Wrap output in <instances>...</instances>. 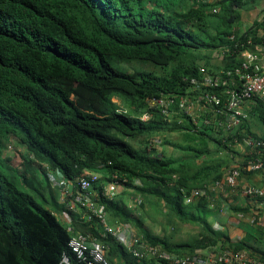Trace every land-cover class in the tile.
Instances as JSON below:
<instances>
[{
	"label": "trees",
	"instance_id": "16d2710c",
	"mask_svg": "<svg viewBox=\"0 0 264 264\" xmlns=\"http://www.w3.org/2000/svg\"><path fill=\"white\" fill-rule=\"evenodd\" d=\"M242 6L243 0H0V136L25 148L31 176H9L0 164V264H59L64 253L76 258L69 246L73 232L58 216L66 203L40 190L43 182L53 186L47 165L72 181L84 170L97 172L92 189L110 222L138 226L144 241L162 250L184 255L221 245L264 259L248 240L232 243L214 227L217 193L186 202L224 177L234 136L224 142L211 130L196 133L160 113L149 121L140 117L148 98L186 90L201 64L220 67L217 51L228 48L223 68L242 61L255 33L234 29ZM133 60L158 71L127 69ZM254 101L264 122V101ZM244 125L234 133L240 140ZM170 132L183 133L184 141L171 142ZM162 136V145L173 143L180 152L159 151L154 142ZM111 173L129 178L113 199L104 194ZM129 196L142 197L141 206L131 207ZM153 199L170 221L198 224L199 237L171 242L142 224L135 212L142 214ZM84 212H71L73 229L105 243L113 263L169 264L134 257L97 218H82Z\"/></svg>",
	"mask_w": 264,
	"mask_h": 264
},
{
	"label": "built area",
	"instance_id": "2783aa9c",
	"mask_svg": "<svg viewBox=\"0 0 264 264\" xmlns=\"http://www.w3.org/2000/svg\"><path fill=\"white\" fill-rule=\"evenodd\" d=\"M262 42L259 50L246 48L242 51V61L233 68H214L203 63L199 73L188 79V85L183 92H162L160 95L148 98L145 111L140 114L143 121H149L156 113L163 115L169 123L187 127L193 132L211 130L223 141L234 136V143L243 144L247 149L241 166L230 167L221 180L211 186L196 189L186 197L190 203L196 197L208 194L209 191L220 193L227 188L237 189L240 178L245 172H255L264 169V139L243 134L240 140L234 133L241 127L243 121L250 115V103L256 98L264 101V19L261 33ZM248 44H254L253 38ZM228 48L221 49L225 55ZM9 147L12 148L10 145ZM31 157L35 156L31 154ZM47 176L53 187L60 191L61 200L66 203L67 210L59 214V218L73 232L69 246L76 255L75 259L64 253L59 264H115L109 257L108 246L98 239L80 232H75L71 222V212L84 209L82 218L91 220L97 218L105 228V234H112L130 253L139 260L156 258L169 264H264V259L250 254L246 250L230 247L212 248L210 251H198L195 254L178 255L159 246L146 243L142 235L135 233L131 224H112L104 204L97 202L93 184L100 175L92 170L84 172L72 181L58 168L46 166ZM110 180L104 187V194L115 198L123 189L129 178L118 173H111ZM139 184V181H136ZM244 193L257 200H264V181L261 185H250L244 188ZM142 197L138 196L132 207L139 208ZM251 224L264 232V215H253ZM216 229L219 226H215ZM164 264V263H157Z\"/></svg>",
	"mask_w": 264,
	"mask_h": 264
},
{
	"label": "crops",
	"instance_id": "0c3cea01",
	"mask_svg": "<svg viewBox=\"0 0 264 264\" xmlns=\"http://www.w3.org/2000/svg\"><path fill=\"white\" fill-rule=\"evenodd\" d=\"M239 15L235 24V31L238 35L253 30L255 33L250 36L254 44L249 45L250 50H259V38L263 30L264 19V0H243V6L238 8ZM219 62L218 68H223L222 63L225 59L220 50L216 53ZM251 115L245 119V125L241 128L242 135L250 133L264 138V122L260 118L258 104L256 101L250 103ZM254 136V135H252ZM217 137V136H216ZM255 137V136H254ZM218 138H220L218 136ZM241 143V142H240ZM233 144L234 157L229 166H223L224 173L230 167L241 166L244 162L245 152L247 149L243 144ZM214 147H216L214 145ZM232 151V150H231ZM221 153H228L221 151ZM264 181V169L255 172H245L240 178V186L237 189L227 188L218 193L214 213L210 217L213 223L220 224L229 234L232 243H239L243 239L248 240L255 247L264 251V232L251 224V217L256 214L264 215V200H257L247 196L244 188L250 185H261ZM247 209V211L236 209ZM116 264H120V261Z\"/></svg>",
	"mask_w": 264,
	"mask_h": 264
},
{
	"label": "rangeland",
	"instance_id": "374dc122",
	"mask_svg": "<svg viewBox=\"0 0 264 264\" xmlns=\"http://www.w3.org/2000/svg\"><path fill=\"white\" fill-rule=\"evenodd\" d=\"M124 66L129 70H135V69H142V70H157L158 69L151 64L150 62H143L140 60H133L128 61L124 64ZM115 101L120 103L121 107L123 108V103L115 98ZM168 137L171 139V142H183L184 136L181 132H170L167 134ZM162 137H157V142L155 143V146L158 147L159 151H163L167 155L172 154V152L176 153L180 152L177 148H175L172 144L162 145L160 143L159 139H162ZM156 143H160L159 145H156ZM12 146L9 147V146ZM154 145V144H153ZM213 143H211V147L213 148ZM28 152L25 150V148L22 145H19L10 137H2L0 136V164L3 166V169L5 173L9 176L14 175L15 173L24 174L27 175L30 179L31 176L29 172L27 171V165H26V155ZM31 180V179H30ZM35 185L38 183L36 181ZM42 194L46 197V199L51 200L53 197H56V199L61 201L59 191H57V187H51L49 188L46 186V183H42V188L40 189ZM129 205L132 207V201L134 196H129ZM133 197V198H132ZM40 200L41 197H39ZM43 202V201H42ZM49 206V205H48ZM55 206L54 203H52V207ZM163 206V203L161 201H157L155 199L151 200L149 204H147L146 209L143 208V213L141 212H135L138 217L141 220V223L144 224L146 227H148L153 233L168 238L171 242H178V241H188L192 240L193 238L199 237V232L202 231L201 227L198 224L188 223V222H182L180 220H173L166 218L165 215L162 213L160 214L157 211L158 207ZM51 207V206H49ZM56 210V209H54ZM167 211V209H165ZM164 211V212H165ZM141 214V215H140ZM59 215V213H58ZM215 226L222 227L220 224L215 223ZM133 229L135 233L139 234L140 229L139 227H134ZM226 231L225 229H219ZM212 248H207L206 250H202L204 252L210 251Z\"/></svg>",
	"mask_w": 264,
	"mask_h": 264
}]
</instances>
